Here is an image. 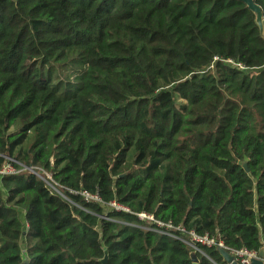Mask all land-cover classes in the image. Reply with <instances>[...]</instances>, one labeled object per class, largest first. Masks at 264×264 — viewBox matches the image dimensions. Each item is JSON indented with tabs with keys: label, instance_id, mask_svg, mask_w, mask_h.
Listing matches in <instances>:
<instances>
[{
	"label": "trees",
	"instance_id": "trees-1",
	"mask_svg": "<svg viewBox=\"0 0 264 264\" xmlns=\"http://www.w3.org/2000/svg\"><path fill=\"white\" fill-rule=\"evenodd\" d=\"M253 2L264 24V0ZM5 158L48 173L65 199L29 172L0 178V264H20L21 245L29 264H100L104 249L108 264H191L141 213L258 253L254 14L237 0H0V168ZM113 202L132 214L109 212Z\"/></svg>",
	"mask_w": 264,
	"mask_h": 264
},
{
	"label": "built area",
	"instance_id": "built-area-1",
	"mask_svg": "<svg viewBox=\"0 0 264 264\" xmlns=\"http://www.w3.org/2000/svg\"><path fill=\"white\" fill-rule=\"evenodd\" d=\"M226 63L232 65L235 68L243 70V68L240 65H235L232 62H226ZM15 166H18L19 168H16ZM21 172L23 173L29 172L30 174L35 176L38 180L43 181L46 187L49 189V191L51 190L50 185L56 187L51 181V178L48 177V175L44 171L34 170L32 168H26L8 158H5V161L2 167L0 168V178L7 176H15ZM56 195L61 197L62 199H65L62 195H59L57 193ZM80 196L84 199L85 202L95 203L98 204L99 206H101L102 204L100 198L97 195H90L86 192H82L80 193ZM107 210L111 213H122L128 215L132 214V212L127 207L122 206L115 202L108 204ZM135 216L140 223L148 225L143 227L146 231L153 232L158 235H162L170 240H174L185 245L190 250L191 254L195 256L196 254L202 255L208 260L210 264H219V263H215L210 258H208L203 253L202 251L203 248H215L216 250L222 249L226 251L228 254H230L233 263L236 264H251L252 260L258 259L259 252L254 253V252L246 251L244 249L239 251L228 250L227 248L224 247V245L221 242L216 241L215 239H211L207 235L199 237L196 236L194 233H186L183 227L181 226L175 227L171 222L168 223L159 222L155 220L152 215L141 213V214H135ZM100 218L106 221L108 219L106 216H102ZM261 249H263L264 251V244H262L260 250ZM261 262L264 264V258L261 259Z\"/></svg>",
	"mask_w": 264,
	"mask_h": 264
},
{
	"label": "water",
	"instance_id": "water-1",
	"mask_svg": "<svg viewBox=\"0 0 264 264\" xmlns=\"http://www.w3.org/2000/svg\"><path fill=\"white\" fill-rule=\"evenodd\" d=\"M237 1L242 2L247 7V9L252 14H254V16L256 18V24L259 28V24L263 23L262 14H261V10L254 4L253 0H237ZM243 167L245 168V165ZM20 250H21V254H20L21 262H20V264H29V259L26 255L25 246L21 245ZM216 252L220 255L223 264H236V263H233L232 257L226 251H224L222 249H217ZM190 258H191V264H198V260H197L195 255L191 254ZM263 258H264V251H263V249H261L258 253V259L252 260L251 264H263L261 262V259H263ZM100 264H108V251L106 249H104V257L100 261Z\"/></svg>",
	"mask_w": 264,
	"mask_h": 264
},
{
	"label": "rangeland",
	"instance_id": "rangeland-1",
	"mask_svg": "<svg viewBox=\"0 0 264 264\" xmlns=\"http://www.w3.org/2000/svg\"><path fill=\"white\" fill-rule=\"evenodd\" d=\"M259 32H260V35H261V37L264 39V24L262 23H260L259 24ZM46 173V172H45ZM47 175H48V177H50V175L48 174V173H46ZM51 178V177H50ZM50 187H51V192L53 193V194H55L56 195V193L57 194H59V195H62V193L56 188V187H54L53 185H50ZM63 196V195H62Z\"/></svg>",
	"mask_w": 264,
	"mask_h": 264
}]
</instances>
